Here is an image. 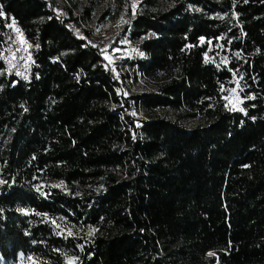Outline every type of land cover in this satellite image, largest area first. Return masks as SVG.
I'll use <instances>...</instances> for the list:
<instances>
[{"label": "trees", "instance_id": "16d2710c", "mask_svg": "<svg viewBox=\"0 0 264 264\" xmlns=\"http://www.w3.org/2000/svg\"><path fill=\"white\" fill-rule=\"evenodd\" d=\"M126 16L139 92L96 36ZM11 21L36 65L0 61L3 261L264 264V0H0V52Z\"/></svg>", "mask_w": 264, "mask_h": 264}, {"label": "rangeland", "instance_id": "374dc122", "mask_svg": "<svg viewBox=\"0 0 264 264\" xmlns=\"http://www.w3.org/2000/svg\"><path fill=\"white\" fill-rule=\"evenodd\" d=\"M133 4H135V8H133ZM132 9L135 10L137 6V1H133ZM128 17H124L121 22L111 27L108 33H103L98 31L96 28V36L104 40V57L106 60V64L108 67L115 71L116 76L122 81L126 92H139L141 90L142 85H145V82L141 78L140 73L133 70L128 65V61L131 57V53L133 51V46L127 41L126 38L119 40V33L122 31L123 26L127 23ZM117 41V47L110 48L113 45V42ZM215 55H211V57H207L209 61H213L214 63L221 64L222 66L227 65L226 56L220 52L219 50L215 52ZM213 58V59H212ZM215 58V59H214ZM125 75H128V78H123ZM137 81L138 85L132 86ZM231 86L226 89L225 95V105L229 110H239L241 109V104L243 102V88L241 84L233 79L230 81ZM142 117V115H141ZM51 187L63 188L61 185L57 183H49ZM54 225L55 232L62 236H74V237H84L85 231L82 228L77 227L70 221H67L63 218H58L52 220ZM0 264H38L34 257L32 256H24L19 255L17 260L14 262H5L0 258ZM65 264H72V260L67 258Z\"/></svg>", "mask_w": 264, "mask_h": 264}, {"label": "built area", "instance_id": "2783aa9c", "mask_svg": "<svg viewBox=\"0 0 264 264\" xmlns=\"http://www.w3.org/2000/svg\"><path fill=\"white\" fill-rule=\"evenodd\" d=\"M10 32L11 45L2 48L0 52L2 71L5 75H13L25 81L36 64L30 52L29 43L15 21H11Z\"/></svg>", "mask_w": 264, "mask_h": 264}, {"label": "snow or ice", "instance_id": "6c2138e0", "mask_svg": "<svg viewBox=\"0 0 264 264\" xmlns=\"http://www.w3.org/2000/svg\"><path fill=\"white\" fill-rule=\"evenodd\" d=\"M133 8H135V4H133ZM93 46H95V45H93ZM89 235H91V231L89 232ZM209 255H213V253H209Z\"/></svg>", "mask_w": 264, "mask_h": 264}]
</instances>
